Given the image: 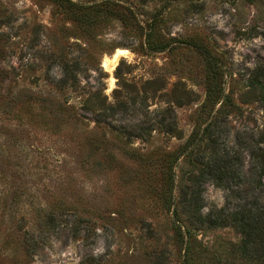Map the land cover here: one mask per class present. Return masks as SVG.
Returning a JSON list of instances; mask_svg holds the SVG:
<instances>
[{
	"label": "rangeland",
	"instance_id": "374dc122",
	"mask_svg": "<svg viewBox=\"0 0 264 264\" xmlns=\"http://www.w3.org/2000/svg\"><path fill=\"white\" fill-rule=\"evenodd\" d=\"M260 71L264 0H0V264H248L233 228L185 247L174 219L196 129L264 134ZM241 150V195L202 182L203 215L264 205Z\"/></svg>",
	"mask_w": 264,
	"mask_h": 264
},
{
	"label": "trees",
	"instance_id": "16d2710c",
	"mask_svg": "<svg viewBox=\"0 0 264 264\" xmlns=\"http://www.w3.org/2000/svg\"><path fill=\"white\" fill-rule=\"evenodd\" d=\"M260 72L258 76L264 78V71ZM75 79L72 71L66 70L64 77L57 81V85H64ZM258 84L264 87V80H260ZM105 103L106 97L104 96L100 104H92L90 101V108L99 107V109L114 110V107ZM207 127L206 125L196 129L189 138L191 150L196 149L197 156L202 159V168L198 174L190 177L193 187L189 197H184L182 200V212L185 214V218L177 217L174 219L176 221L175 233L179 237V242L186 247L185 237L191 230L229 226L240 236V241L236 245L239 258L248 264H262L264 263V205L258 201L256 196H252L251 199L245 200L243 204L233 210L224 207L215 214L203 215L201 213L204 206L201 197V183L212 181L218 187L230 191L228 197L235 194L240 196L241 191L238 186L242 182L240 176L241 149L246 148L253 166V193L257 189L264 188V134L256 140L252 134H248V141L246 142L243 138V134L246 132H240L237 135L236 143L239 147L235 148L226 144L224 140L226 137L223 136L222 139L224 132H216L219 129L218 123H215L211 128ZM166 129L169 133H177L176 131H178L174 122L166 126ZM204 133L206 134V142L202 144ZM232 182L234 184H231ZM173 211L176 214L177 211Z\"/></svg>",
	"mask_w": 264,
	"mask_h": 264
},
{
	"label": "bare ground",
	"instance_id": "6f19581e",
	"mask_svg": "<svg viewBox=\"0 0 264 264\" xmlns=\"http://www.w3.org/2000/svg\"><path fill=\"white\" fill-rule=\"evenodd\" d=\"M128 55H129L128 50L117 49L115 53L112 55V57H110L109 59H106V61L103 62V64L104 66L107 67V69H112L120 56H128Z\"/></svg>",
	"mask_w": 264,
	"mask_h": 264
}]
</instances>
